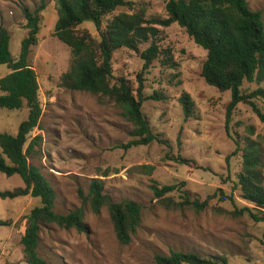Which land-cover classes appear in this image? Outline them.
Masks as SVG:
<instances>
[{
    "label": "rangeland",
    "instance_id": "rangeland-1",
    "mask_svg": "<svg viewBox=\"0 0 264 264\" xmlns=\"http://www.w3.org/2000/svg\"><path fill=\"white\" fill-rule=\"evenodd\" d=\"M135 1L145 8L148 17L166 15L165 0ZM246 1L252 10L261 13L264 24V0ZM39 2L0 0V25L10 34L13 57H17L20 41L27 32L21 6L33 8ZM44 2L42 25L31 54L41 104L38 126L31 135L40 134L42 140L28 159L40 167L52 185L57 212L81 206L79 194L88 192L92 178L101 179L103 192L113 200H136L142 210L136 232L127 244H121L106 207L93 213L86 203L84 230L54 224L41 227L39 255L48 264H157L156 254L193 250L206 257L224 256L229 264H264L263 221H254L246 213L233 217L215 211L211 206L216 197L200 211L190 207L166 208L158 203L151 189L152 184L183 182L182 189L200 201L217 188L231 192V180L240 169V148L249 139L257 142L264 164V124L251 107L238 103L226 124L229 92H217L195 75L205 50L176 23L158 26L162 35L160 45L169 49L172 61L169 65L156 62L144 74L145 94L157 98L145 100L142 111L165 143L125 148L132 126L123 118L120 108L93 93L59 85L60 75L69 68L70 50L52 35L56 19L54 0ZM83 26L95 32L90 21ZM113 61L114 71L129 79H133L143 62L138 53L127 49L116 50ZM5 71L7 66L0 64V76ZM243 86L250 90L258 85ZM183 92L194 103L192 115L186 118L179 101ZM254 100L264 111V97ZM27 114L26 107L0 108V132L16 133ZM232 152L227 164L225 157ZM177 155L192 162L181 164L175 159ZM20 186L23 181L18 174L8 176L0 172V191ZM233 194L243 204L237 190ZM39 204L38 197L29 195L0 198V264H26L20 238L25 215ZM220 204L232 208L228 200Z\"/></svg>",
    "mask_w": 264,
    "mask_h": 264
},
{
    "label": "trees",
    "instance_id": "trees-1",
    "mask_svg": "<svg viewBox=\"0 0 264 264\" xmlns=\"http://www.w3.org/2000/svg\"><path fill=\"white\" fill-rule=\"evenodd\" d=\"M45 7L44 0L33 8L21 6L27 32L20 41L17 57L11 55L7 28L0 25V64H5L9 70L0 77V108L28 109L27 118L19 123L16 133L0 132V172L8 176L18 174L23 181V186L0 191V198L29 195L40 200V204L25 215L20 242L26 264H48L37 250L43 225L85 229L82 217L86 203L93 213L106 207L121 244H127L136 232L142 210L141 203L136 200H113L103 192L101 179L92 178L88 192L79 194L81 206L65 213L57 212L52 185L40 167L28 159L42 140L40 134L31 135L41 115L39 84L31 54L37 45L43 20L41 12ZM54 8L56 19L52 35L70 50L69 68L60 75L59 85L93 93L120 108L121 115L132 126L131 138L123 147L165 143L152 130L142 105L147 99L157 98V95L145 94L144 74L156 62L169 65L172 61L169 49L160 45L162 35L158 28L172 23L179 25L205 50L195 75L217 92H229L225 104L226 124L238 103L248 104L264 124V111L254 100L264 97V24L261 13L252 10L246 0H165L164 17H148L145 8L137 5L135 0H54ZM85 21L92 23L95 32L83 26ZM120 49L135 51L143 61L133 79L114 71V52ZM244 83L258 86L244 89ZM179 101L184 117L191 116L194 103L189 94L183 92ZM240 149V169L231 180V192L217 188L214 194L200 201L182 189L181 182L152 184L154 197L163 207H190L195 211L208 207L210 199L216 197L211 206L215 211L233 217L246 213L254 221L264 222V164L260 149L257 142L250 139ZM233 152L226 155L227 164ZM175 159L186 165L192 162L181 155ZM235 190L243 204L237 201L233 194ZM225 200L232 208L220 204ZM155 260L157 264H229L224 256L206 257L193 250H170L169 254H156Z\"/></svg>",
    "mask_w": 264,
    "mask_h": 264
},
{
    "label": "crops",
    "instance_id": "crops-1",
    "mask_svg": "<svg viewBox=\"0 0 264 264\" xmlns=\"http://www.w3.org/2000/svg\"><path fill=\"white\" fill-rule=\"evenodd\" d=\"M7 73H9V70H8V68H7V71H5L4 73H3V75H5V74H7ZM2 75V76H3ZM1 77V76H0Z\"/></svg>",
    "mask_w": 264,
    "mask_h": 264
}]
</instances>
